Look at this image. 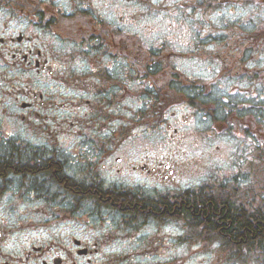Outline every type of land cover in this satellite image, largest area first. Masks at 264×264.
Listing matches in <instances>:
<instances>
[{
	"label": "flooded vegetation",
	"instance_id": "af4514ba",
	"mask_svg": "<svg viewBox=\"0 0 264 264\" xmlns=\"http://www.w3.org/2000/svg\"><path fill=\"white\" fill-rule=\"evenodd\" d=\"M191 2L194 13L188 0H0V120L12 128L0 148L48 166L0 176V264H147L145 228L193 227V195L225 184L184 171L210 132L244 146L234 177L248 165L254 185L264 0ZM249 192L235 208L258 210ZM92 225L108 227L103 239ZM112 241L142 246L115 255Z\"/></svg>",
	"mask_w": 264,
	"mask_h": 264
},
{
	"label": "rangeland",
	"instance_id": "374dc122",
	"mask_svg": "<svg viewBox=\"0 0 264 264\" xmlns=\"http://www.w3.org/2000/svg\"><path fill=\"white\" fill-rule=\"evenodd\" d=\"M177 1L183 2L185 0H177ZM188 1L190 2V6H192L191 9L187 8L188 11L194 13L192 11V8H195L197 5L200 8V5L198 4V2L194 4L191 2V0H188ZM233 8H235V11L239 13H241L242 11L244 12L249 11V9H244L241 6H236V5L232 6L229 10H226V11H230ZM202 11L204 10H201V12ZM218 11H222V7L218 6V7L212 8L210 9L209 12H218ZM210 24H212V21H210ZM0 97H2L3 99L2 94H0ZM263 102L264 101H261L260 104H263ZM11 129L12 128L8 126L5 119L0 120L1 135H4L5 132H9ZM210 135H211L210 143L208 145L199 147L198 144L194 143V146L188 152L187 161H186L185 168H184L187 178L189 177L192 182L196 183L199 181V178H205L207 176H211L212 179L215 180V176L219 173L220 177L222 175H225V178L223 179H225L226 184H229V183L231 184L229 185V187L233 185L235 187H239L240 184H244V185L246 184L248 186L249 178H245L246 175L243 172H241V171H244V169L238 172L239 174H241V176L239 175L237 177H234L235 171H238L235 164H236V161L239 160V154L241 153V151H243L244 146H241L239 143L235 142L234 140L230 138H223L217 135L214 136L211 132H210ZM199 139H205V136L204 137H202V135L198 136L195 139H192V141H196ZM218 147L220 148V150L217 149ZM258 147L259 148L262 147L260 143ZM248 151H249V147H248ZM161 153H164V150H161ZM144 156H146V154H143L142 157ZM130 157H133V154H131ZM251 161L253 164V171H256V173L258 172L256 175L254 174V177H256L254 181H256L255 187H256L257 200H258L259 194L261 195V193L264 192V173L262 171H257V169H260L262 167L264 163V156L261 153H259V157L257 156L255 158H252ZM24 174L25 172L21 173V175H24ZM257 176H258V179H257ZM240 177L241 179L238 180ZM185 181L187 182L186 179ZM248 195L249 194L247 191L246 195H244L246 196V199ZM2 199L5 200V202H10V198L8 195L6 196L3 195L0 198V200L2 201ZM35 205H38V204H35ZM21 213H25V212H21ZM89 227H92L90 228V231H91V236L93 239L94 238L103 239L106 234V230L108 228V227H104V228L100 227L99 229L96 227V229L98 230L94 231L93 225ZM153 228L155 227L145 228V235L147 236V239L148 237H150L151 234L155 233L154 232L155 230ZM161 230H165V233L171 236H169L167 239L165 238V236H163L161 238L162 242L158 245L156 244L152 245V240L146 239L145 244H147L148 248L152 250V252H150V256L151 255L158 256V257H152L150 259H147V262H149V264H226V263L240 264L239 263L240 261L239 262L235 261L234 263H231L232 259L229 260V258L225 259L224 261V256H223L224 251H222L220 245L207 243L209 244L210 247L206 248L204 246H197L191 243L182 242L180 239H176L175 237L172 238V235L175 233V231L176 233H180V234L183 233L182 232L183 229L180 228L179 226H173L170 228L166 227V229L161 228ZM110 244L112 245L106 249V252L108 251L113 252L115 255H121V254L130 255V252L131 254L133 252L139 253L138 249L139 247L142 246L141 241H137L136 243L112 241ZM257 261L259 263L251 258H248L247 260L242 261L241 264H261L262 262L259 259Z\"/></svg>",
	"mask_w": 264,
	"mask_h": 264
},
{
	"label": "trees",
	"instance_id": "16d2710c",
	"mask_svg": "<svg viewBox=\"0 0 264 264\" xmlns=\"http://www.w3.org/2000/svg\"><path fill=\"white\" fill-rule=\"evenodd\" d=\"M46 167L48 166H38L36 163L32 167L26 158L20 160L15 150H11L8 144L0 148V176L5 172L9 175L21 168L25 174L31 175V173L43 172ZM50 170L52 171V168ZM261 171L264 172V169ZM56 175L53 176L55 180L64 182L61 175L60 179ZM33 176L36 177L34 174ZM67 181L73 180L66 179ZM229 185L226 182L224 185L215 183L209 186L208 194L193 195V216L197 222L190 230L191 237L200 241L201 246L206 248L210 247L209 244L220 245L224 251V258L232 259L231 263L240 261L241 264L242 261L251 258L256 262L259 259L262 261L261 264H264V211L260 207L254 212L249 211L252 209L246 210L244 208L246 206L235 208L233 203H237L236 198L242 196L239 194L241 190L237 188L238 191L234 192ZM83 198L92 197L85 195ZM117 198L128 200L127 195H120ZM239 202L245 203L244 200ZM191 216L192 213L188 217Z\"/></svg>",
	"mask_w": 264,
	"mask_h": 264
}]
</instances>
